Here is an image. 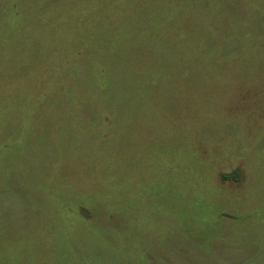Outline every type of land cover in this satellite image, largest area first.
Wrapping results in <instances>:
<instances>
[{"label": "rangeland", "instance_id": "obj_1", "mask_svg": "<svg viewBox=\"0 0 264 264\" xmlns=\"http://www.w3.org/2000/svg\"><path fill=\"white\" fill-rule=\"evenodd\" d=\"M0 264H264V0H0Z\"/></svg>", "mask_w": 264, "mask_h": 264}]
</instances>
